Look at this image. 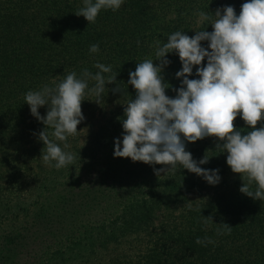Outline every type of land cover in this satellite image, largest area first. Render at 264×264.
<instances>
[{
    "label": "trees",
    "instance_id": "1",
    "mask_svg": "<svg viewBox=\"0 0 264 264\" xmlns=\"http://www.w3.org/2000/svg\"><path fill=\"white\" fill-rule=\"evenodd\" d=\"M245 2L124 0L119 10L102 9L88 23L75 15L83 0H0V264H264V201L239 191L243 181L227 165V153L216 148L218 138L186 142L194 160L209 158L200 167L220 170L214 186L179 164L156 176L153 169L166 166L113 155L115 139L122 140L125 104L136 97L127 84L129 71L155 60L157 42L162 45L176 31L189 37L205 28L211 32L199 11L213 15L230 5L239 15ZM93 44L99 52H89ZM167 59L171 63L161 75L166 95L174 98L182 64L175 53ZM96 63L112 66L105 76L117 75L123 94H113L115 83L106 84L97 103L89 91L95 81L89 80L81 110L112 105L111 123L88 148L79 144L78 127L59 141L49 126V138L63 151L73 148L76 159L60 172L49 171L50 178L41 181L47 184H37L34 169L41 167L44 144L34 133L45 125L31 115L24 95L54 87L73 71L78 78L84 69L95 73ZM196 67L190 79L199 78ZM47 110L38 109L41 116ZM234 125L242 134L252 130L240 115ZM262 125L264 120L257 128ZM204 216L214 223L206 224ZM222 222L232 227L230 234L217 235ZM205 237L214 243H196Z\"/></svg>",
    "mask_w": 264,
    "mask_h": 264
},
{
    "label": "clouds",
    "instance_id": "2",
    "mask_svg": "<svg viewBox=\"0 0 264 264\" xmlns=\"http://www.w3.org/2000/svg\"><path fill=\"white\" fill-rule=\"evenodd\" d=\"M123 3L124 0H83L84 6L75 15L95 23L102 9L116 11ZM212 14L215 19L204 11L197 13L201 23L209 22L211 32L205 28L189 37L184 31H176L162 45L157 42L155 60L145 59L135 71H129L127 84L135 89L136 97L125 104L122 140L115 139L113 155L166 166L154 168L156 176L179 164L214 186L221 181L220 170L200 167L209 158L194 160L186 151V142L216 137V148L227 153V165L241 176L239 191L253 200L264 201V125L257 128L258 122L264 120V0H247L239 15L230 5L218 7ZM204 41L208 42L206 47L202 46ZM89 52H99V44L91 45ZM169 53L177 54L182 64L175 74L181 83L173 89L174 98L166 95L169 87L161 75L171 63L167 59ZM194 66L198 79L189 78ZM94 67L98 69L95 73L84 69L78 78L73 71L54 87L45 85L24 95L31 115L45 125L38 134L34 133L44 144L41 159L56 169L74 164L76 156L52 141L47 128L53 129L51 135L59 141L78 132L77 126L85 119L81 102L89 88L88 81H95L89 91L96 95L97 103L102 100L106 84L115 83L113 94H123L116 83L117 75L105 76L112 72L111 65L96 63ZM43 106L48 107L46 116L38 111ZM238 115L251 131L242 134L236 129L234 121ZM253 183L255 191L251 190ZM204 219L206 224L214 223L212 216ZM219 224L217 235L231 233L229 224ZM196 243L207 246L214 241L205 237L197 238Z\"/></svg>",
    "mask_w": 264,
    "mask_h": 264
},
{
    "label": "rangeland",
    "instance_id": "3",
    "mask_svg": "<svg viewBox=\"0 0 264 264\" xmlns=\"http://www.w3.org/2000/svg\"><path fill=\"white\" fill-rule=\"evenodd\" d=\"M94 106L98 108L94 110L92 113H90L89 111H82V114L85 117V119L77 126L80 131L79 144L83 145L85 143L83 146L85 148H88L90 146L91 140L93 139L96 133H104L105 131L104 129L107 128L109 124L111 123L112 114H110V111H111L112 105L111 107L110 106H107L106 108L103 107V110L99 108L100 105L97 103H95ZM65 152H70V153L75 154V150L71 147L70 149H66ZM40 161H41V164H40L41 167L40 168L35 167L34 169V173L39 179V182H37V184H39L41 181H46L47 177L50 178L49 171L55 168L53 166L45 164L42 159H40ZM53 162L55 161H52L51 163ZM62 169L63 168L56 169V172H60ZM41 184H47V182H41ZM1 185L6 186L7 183L4 182ZM23 194H24L22 195L23 198L28 196L27 193H23ZM191 195L194 196V193H192ZM87 257H89V259L91 260V263H94L93 261L94 255H88Z\"/></svg>",
    "mask_w": 264,
    "mask_h": 264
}]
</instances>
